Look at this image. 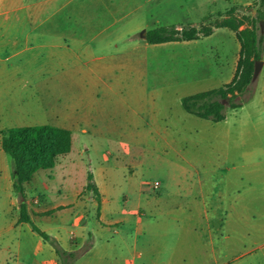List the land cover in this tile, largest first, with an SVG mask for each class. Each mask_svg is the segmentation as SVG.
<instances>
[{
    "label": "crops",
    "instance_id": "1",
    "mask_svg": "<svg viewBox=\"0 0 264 264\" xmlns=\"http://www.w3.org/2000/svg\"><path fill=\"white\" fill-rule=\"evenodd\" d=\"M103 2L108 10L105 17L102 11L89 14L87 0H44L47 27L41 30L37 28L36 0H0V193L7 209L18 211L15 224L24 223L18 222L21 198L12 189V162L1 147L4 129L41 124L66 129L71 134L70 151L58 156L52 168L37 170L25 185L30 220L45 218L47 228L36 226L58 241L62 249L73 252L75 257L70 260L77 257L79 264H169L179 236L160 229V215L187 212V207L167 209L165 201L180 189L191 195L195 180L203 195L198 170L192 175L177 160H157L154 165L164 166L167 175L161 188L155 189L135 173L142 163L130 161L134 172L118 176L113 173L118 160H113L108 171L103 166L106 157L100 153L99 162L94 156L88 158L89 165H100L98 170L91 169L99 191L98 203L92 191L86 189L84 153L105 148L111 140L128 149L145 135L177 127L170 114V96L162 90L181 80L175 68L168 77L154 70L150 80L151 54L168 52L174 59L186 56L190 60L192 48L215 38L230 66L226 84L234 76L240 43L233 30L213 27L209 35L198 39L150 44L143 32L159 24L148 27L144 18L133 22L126 19L127 14H117L124 6L118 0H97L99 4ZM71 3H75L72 11L80 13L70 15L73 28L61 29L57 16ZM168 23L181 29L174 21ZM260 60L258 91L264 98V47ZM196 62H188L187 70ZM181 97L176 103L180 104ZM257 118L264 119V111L258 112ZM238 136L234 171L223 177L220 203L215 210L235 213L238 220H243L250 213L264 215V122L238 128ZM239 166L251 169L243 173ZM229 183L236 194L231 210H227ZM201 208L206 233L212 240L208 201ZM223 222L220 228L226 233L221 239L225 243L233 230L232 240L248 239L255 247L264 246V222L237 224L236 229L226 219ZM73 236L75 240L71 242ZM40 238L49 246L38 241L46 252L38 261L60 264L50 242ZM258 264H264V252Z\"/></svg>",
    "mask_w": 264,
    "mask_h": 264
},
{
    "label": "rangeland",
    "instance_id": "2",
    "mask_svg": "<svg viewBox=\"0 0 264 264\" xmlns=\"http://www.w3.org/2000/svg\"><path fill=\"white\" fill-rule=\"evenodd\" d=\"M36 1L37 28L44 30L47 27L44 24V0ZM118 2L124 6L117 11L119 12L117 14H127L126 19L133 22L144 18L148 27L155 24L168 26L169 21L180 24L181 28L192 23H195L196 28L211 27L216 21L228 16L243 20L242 26L245 27L256 18V10L259 7V0H118ZM75 3H71L57 16L59 28L71 29L74 27L70 22V15L77 13L79 15L80 13L72 11V4ZM104 3L99 4L97 0H87L89 14H93L94 10L102 11L105 17L108 10H105L107 5ZM109 7L111 10H115L114 6ZM261 21L264 22V20H260V25L257 26L259 33L264 32V25L261 27ZM201 43L195 49H191L190 60L186 56H177V59H174L168 52L159 55L151 54L152 75H150V80H152L154 70L161 72L163 77H168L174 68L177 78L181 80L162 90L172 100H170L172 104V113L170 114L177 127L145 135L142 140H135L130 144L128 149L124 146L119 147V144L111 140L105 148L103 147L104 149L89 150L84 153L83 161L87 172H91L92 168L98 170L100 165L95 162L89 165L88 158L94 156V160L97 159L99 162L101 160L99 154L102 153L106 157L103 166L108 171L113 160H118L117 168H113V173L118 176H128L134 172V169L129 166L130 161L142 163L143 166L138 167L135 173L143 176L149 185L158 181L160 183L158 188H161L162 179L167 175V169L164 166H155L154 163L157 160L163 158L177 160L186 168L187 173L192 175L196 173L195 169H197L202 180L203 195L201 196L199 193V183L195 180L192 183L191 195L183 194V190L180 189L179 193L176 192L165 201L164 207L167 209L187 207V212L160 215V229L171 231L179 236L174 243L169 264H258L261 254L264 252V246L255 247L248 239L232 240L235 234L233 230L229 231L230 239L225 243L221 237L225 236L226 231L220 228V223L226 219L233 225L232 228L236 229L237 224L264 222V215L250 213L246 214L243 220L240 218L238 220L237 214H226L220 208L216 211L215 207L220 203L223 177L232 175L234 171L232 164L234 163L233 159L236 158L234 147L239 138L238 128H252L264 122V119L257 118L258 112L264 111V98L258 91L261 75L256 76L255 81L251 82L244 94L241 106L235 108L225 106L223 120L214 122L187 113L182 108L181 102L180 104L176 103L178 96L217 88L227 81L229 75L230 66L221 55L219 41L211 38ZM181 62L185 64V69L182 68L183 64L179 65ZM188 62H196V64L187 70ZM203 74L206 75L203 76ZM184 78L185 80H182ZM224 103L227 105L226 101ZM166 143H169V146H166ZM5 155L12 162L11 158L7 154ZM250 169L251 167H238V170L243 173ZM118 184L121 185V182ZM247 184L246 180L244 185L247 187ZM227 186V210H231L230 205L235 203L236 194H233L235 189L233 190L231 183ZM5 200L0 193V264H41L38 260L43 259L46 252L43 244L38 241L43 242L46 246L49 244L42 241L40 236L31 230L28 223L15 224L18 211L17 209L9 211ZM37 200L39 202L40 198L38 197ZM194 201L195 204H193ZM207 201L213 227L211 230L212 240L209 239V233L208 235L206 233L205 218L201 210L203 203ZM246 205L251 207V203H246ZM188 210H191L192 213H189ZM33 222L41 229L48 226L45 218L34 219ZM66 228L67 230L71 229L68 225ZM74 240L73 236L70 241L74 242ZM18 245L21 248L20 254ZM49 264H58V262ZM70 264H79L78 258L73 259Z\"/></svg>",
    "mask_w": 264,
    "mask_h": 264
},
{
    "label": "trees",
    "instance_id": "3",
    "mask_svg": "<svg viewBox=\"0 0 264 264\" xmlns=\"http://www.w3.org/2000/svg\"><path fill=\"white\" fill-rule=\"evenodd\" d=\"M260 20H264V0H259L256 18L241 29L244 21L228 16L216 21L211 27L196 28L188 25L178 30L175 25H169L155 26L145 31V39L150 44L198 39L209 35L213 27H227L235 32L240 43V54L234 76L230 82L217 88L182 96L181 106L187 113L218 122L225 118V106L235 108L242 105L244 94L253 81L254 61L261 59L264 46V32L259 33L257 27ZM1 147L12 160V189L21 198L18 222L28 223L33 232L48 240L60 259V264H70V259L75 254L62 249L58 241L50 239L33 224L25 202V185L34 173L39 169L52 168L58 156L70 151V131L47 124L9 127L1 132ZM86 189L92 191L99 203V191L90 171L87 173Z\"/></svg>",
    "mask_w": 264,
    "mask_h": 264
},
{
    "label": "water",
    "instance_id": "4",
    "mask_svg": "<svg viewBox=\"0 0 264 264\" xmlns=\"http://www.w3.org/2000/svg\"><path fill=\"white\" fill-rule=\"evenodd\" d=\"M263 25H264V22L261 21V27H263ZM143 35L145 37V32H143ZM261 66H262V60L257 59V60L254 61V69H253L252 80H254L256 78V76L258 75V72H259Z\"/></svg>",
    "mask_w": 264,
    "mask_h": 264
},
{
    "label": "built area",
    "instance_id": "5",
    "mask_svg": "<svg viewBox=\"0 0 264 264\" xmlns=\"http://www.w3.org/2000/svg\"><path fill=\"white\" fill-rule=\"evenodd\" d=\"M160 183L158 181H154L152 184H150L151 187L157 189L159 187Z\"/></svg>",
    "mask_w": 264,
    "mask_h": 264
}]
</instances>
